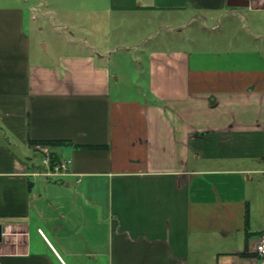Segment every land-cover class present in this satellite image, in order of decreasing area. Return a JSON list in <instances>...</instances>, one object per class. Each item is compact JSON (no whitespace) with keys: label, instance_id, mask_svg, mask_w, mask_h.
Segmentation results:
<instances>
[{"label":"crops","instance_id":"0c3cea01","mask_svg":"<svg viewBox=\"0 0 264 264\" xmlns=\"http://www.w3.org/2000/svg\"><path fill=\"white\" fill-rule=\"evenodd\" d=\"M247 1L108 0L149 23L213 16L249 33L151 51L138 101L112 95L91 47L43 60L32 17L0 0V264H264V0ZM42 141L67 144L47 147L66 172L48 176Z\"/></svg>","mask_w":264,"mask_h":264},{"label":"rangeland","instance_id":"374dc122","mask_svg":"<svg viewBox=\"0 0 264 264\" xmlns=\"http://www.w3.org/2000/svg\"><path fill=\"white\" fill-rule=\"evenodd\" d=\"M1 4L20 5L28 19L32 17L34 49L43 60L52 62L61 51L89 47L104 54L101 61L113 74L112 95L129 100L150 96L151 51L236 48L249 37L241 19L226 24L218 17L179 14L149 23L143 13L110 11L108 0H1Z\"/></svg>","mask_w":264,"mask_h":264},{"label":"built area","instance_id":"2783aa9c","mask_svg":"<svg viewBox=\"0 0 264 264\" xmlns=\"http://www.w3.org/2000/svg\"><path fill=\"white\" fill-rule=\"evenodd\" d=\"M41 150H42L41 164L43 167L47 169L46 172L48 176H53L55 175V173L57 174V172L67 171L68 163H69L68 161H61V162L59 161L58 163L52 164L51 166V162H52L51 151L47 147H44ZM49 166L51 168H49ZM39 233H41L40 230H39ZM256 252L259 254V256L264 257V237L259 239L256 245Z\"/></svg>","mask_w":264,"mask_h":264},{"label":"trees","instance_id":"16d2710c","mask_svg":"<svg viewBox=\"0 0 264 264\" xmlns=\"http://www.w3.org/2000/svg\"><path fill=\"white\" fill-rule=\"evenodd\" d=\"M33 145L46 146V147H58L67 145L65 142L60 141H42V142H32Z\"/></svg>","mask_w":264,"mask_h":264},{"label":"water","instance_id":"95a60500","mask_svg":"<svg viewBox=\"0 0 264 264\" xmlns=\"http://www.w3.org/2000/svg\"><path fill=\"white\" fill-rule=\"evenodd\" d=\"M248 1L247 0H229L228 5L233 6V7H246L248 6ZM1 232L2 228L0 225V241H1Z\"/></svg>","mask_w":264,"mask_h":264}]
</instances>
